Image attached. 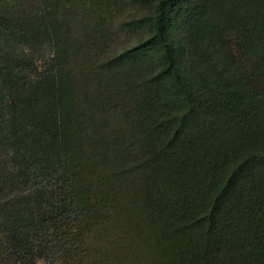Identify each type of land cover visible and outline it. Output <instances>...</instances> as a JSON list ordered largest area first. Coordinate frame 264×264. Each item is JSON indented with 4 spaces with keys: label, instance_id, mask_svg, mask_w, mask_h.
Returning a JSON list of instances; mask_svg holds the SVG:
<instances>
[{
    "label": "trees",
    "instance_id": "16d2710c",
    "mask_svg": "<svg viewBox=\"0 0 264 264\" xmlns=\"http://www.w3.org/2000/svg\"><path fill=\"white\" fill-rule=\"evenodd\" d=\"M104 1L0 0V264H264V0Z\"/></svg>",
    "mask_w": 264,
    "mask_h": 264
},
{
    "label": "rangeland",
    "instance_id": "374dc122",
    "mask_svg": "<svg viewBox=\"0 0 264 264\" xmlns=\"http://www.w3.org/2000/svg\"><path fill=\"white\" fill-rule=\"evenodd\" d=\"M104 4L105 54L109 55L132 45L143 35L135 22L149 13V7L140 0H105Z\"/></svg>",
    "mask_w": 264,
    "mask_h": 264
}]
</instances>
